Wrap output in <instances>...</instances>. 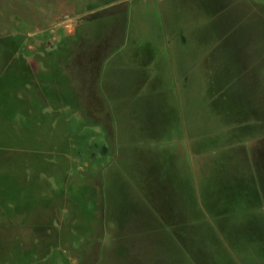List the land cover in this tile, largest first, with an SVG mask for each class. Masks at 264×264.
<instances>
[{
	"label": "rangeland",
	"instance_id": "1",
	"mask_svg": "<svg viewBox=\"0 0 264 264\" xmlns=\"http://www.w3.org/2000/svg\"><path fill=\"white\" fill-rule=\"evenodd\" d=\"M263 178L264 0H0V264H264Z\"/></svg>",
	"mask_w": 264,
	"mask_h": 264
},
{
	"label": "crops",
	"instance_id": "2",
	"mask_svg": "<svg viewBox=\"0 0 264 264\" xmlns=\"http://www.w3.org/2000/svg\"><path fill=\"white\" fill-rule=\"evenodd\" d=\"M240 154V153H238ZM240 159L242 155H237ZM250 156V155H249ZM246 157L244 155L245 160L247 163H250L251 166H253L254 169L257 170V166H259V156L258 152L256 155H253L252 157ZM262 157V156H260ZM242 160V159H241ZM246 163L244 162V165ZM259 176L261 177V173L258 171ZM264 179V178H263ZM256 185L253 187V195L254 199L261 203L264 202V181H259L255 183ZM219 189H223L225 191L233 190L236 191L239 189L237 187V183L232 184H220L218 185ZM209 189H212V187H208ZM125 189L132 191L126 194V198L128 199H135L137 201L141 202V207L144 212H146V215H148L149 219H155L157 221L156 224V230H151L149 233H146L148 235H154L157 238L161 237L163 239H173L174 245H176V238L186 237L191 234L190 231H182L176 230V196L177 197H183L182 193H176V182H164V183H130L125 185ZM178 190H194L195 192L192 194V198L197 200L199 197L201 198L202 195L197 192L200 190L199 185L192 184L191 187H178ZM235 194V193H234ZM234 194H230L231 196H234ZM187 194H185L186 196ZM229 196V193L224 194ZM238 196V194L236 193ZM191 196V194H189ZM208 196V195H207ZM256 202V201H255ZM142 210L140 213H142ZM149 212V213H148ZM213 231V230H211ZM217 232H213L216 235L220 237H226L230 236L226 234L223 231L216 230ZM210 236L211 232L209 231Z\"/></svg>",
	"mask_w": 264,
	"mask_h": 264
}]
</instances>
